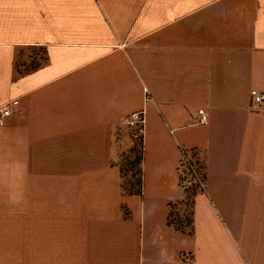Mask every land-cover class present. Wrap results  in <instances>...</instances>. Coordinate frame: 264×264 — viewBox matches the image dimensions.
I'll return each mask as SVG.
<instances>
[{"label": "crops", "instance_id": "obj_1", "mask_svg": "<svg viewBox=\"0 0 264 264\" xmlns=\"http://www.w3.org/2000/svg\"><path fill=\"white\" fill-rule=\"evenodd\" d=\"M253 90L264 0H0V264H264ZM133 111L140 195L118 164ZM191 150L206 174L188 234L167 216Z\"/></svg>", "mask_w": 264, "mask_h": 264}, {"label": "trees", "instance_id": "obj_2", "mask_svg": "<svg viewBox=\"0 0 264 264\" xmlns=\"http://www.w3.org/2000/svg\"><path fill=\"white\" fill-rule=\"evenodd\" d=\"M190 159H188L186 167L188 169V176H189V180L191 182V191L188 193V198L190 200V205L191 207L193 206V197L196 194L197 191H203L204 190V183H205V165L204 163L199 159V156L197 155V153L193 150L190 151ZM142 156H143V149H142V143H141V151H140V156L137 157L136 159V169H137V180L132 183L130 182V186L126 187L123 185V168L121 167V165H119L120 168V174L122 177V187H123V191L125 193L128 194H135V195H140L141 194V189L143 188V178H142ZM186 156V152L183 151V155L182 157ZM182 157L180 160V165L182 163ZM121 158V157H120ZM119 164V163H118ZM180 166H179V174H178V180H179V184L181 185V187L183 188V191L186 195V191L187 189L184 188V186L182 185V182L184 181V178L182 177L181 173H180ZM186 198V197H185ZM171 207H173V204L170 203V207H169V212H168V216H167V225L168 226H172L174 229L184 232V233H188L191 234L192 233V224H193V218H192V210L190 207L189 210V217L186 219V222L183 223L181 220H174L171 218L172 212H171Z\"/></svg>", "mask_w": 264, "mask_h": 264}, {"label": "rangeland", "instance_id": "obj_3", "mask_svg": "<svg viewBox=\"0 0 264 264\" xmlns=\"http://www.w3.org/2000/svg\"><path fill=\"white\" fill-rule=\"evenodd\" d=\"M120 135H122L125 140H129L128 145L122 152L121 158L119 160V165L123 168V185L126 187L130 186V182L134 183L137 180V169H136V159L140 156L141 151V139L142 136L135 137L134 129L130 127H126L122 124L119 125ZM186 152V151H185ZM190 151L186 152V156L182 157V163L180 165V173L184 178L182 185L187 189L186 198L184 199V203L177 205L174 204L171 207V218L174 220H181L183 223L186 222V219L189 217L190 210V200L188 198V193L191 191V182L188 176V169L186 167L188 159H190Z\"/></svg>", "mask_w": 264, "mask_h": 264}, {"label": "built area", "instance_id": "obj_4", "mask_svg": "<svg viewBox=\"0 0 264 264\" xmlns=\"http://www.w3.org/2000/svg\"><path fill=\"white\" fill-rule=\"evenodd\" d=\"M253 102L255 104H261L264 102V91L259 92L253 90L250 92ZM10 114V110L6 105H0V126L4 124V119ZM145 122L143 111H133L122 122L126 127L134 129V136H142L144 131L143 123ZM207 114L204 110L198 109V123L207 124Z\"/></svg>", "mask_w": 264, "mask_h": 264}]
</instances>
